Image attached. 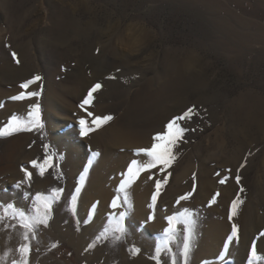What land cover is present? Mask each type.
Here are the masks:
<instances>
[{
  "label": "bare ground",
  "instance_id": "obj_1",
  "mask_svg": "<svg viewBox=\"0 0 264 264\" xmlns=\"http://www.w3.org/2000/svg\"><path fill=\"white\" fill-rule=\"evenodd\" d=\"M96 1L108 7L113 6L114 8L112 9L119 12L120 16L124 18V14H127L126 12L124 13L125 10L127 11L128 9H131L133 7L142 5L146 1L151 2L155 0H96ZM162 1L163 2H167V1H170V2L171 1H185V2L186 1H190V2L197 1L199 2L201 1L205 5L206 11H207V15L200 14L201 21L208 22V24L210 23L211 25V27H208L209 25L202 27L204 36H203V40L200 39V42L202 43L203 48L207 49L206 46H208V44L214 43L219 49L218 51L220 55L225 57L226 60L227 59L229 60V63L233 71L236 72L240 78L242 77L243 75L242 68L248 64L247 62L248 56L250 55L252 51L253 43H264V27L262 26V24H259L256 21L255 22L246 21L245 19H243V16L239 14L238 15L235 14L234 16L233 12L227 8L222 7L218 0H162ZM256 2H258L261 6L264 7L263 0L256 1ZM116 6H118L119 8H116ZM179 6H182V5H179ZM80 7H82V9L85 10V12L87 13V17H89V21L84 23L85 26H83V23H81L78 19H76V17H74L73 13H70L67 11L60 12L59 14L57 12L58 15L53 16L52 18L53 24H52V27H50L49 33L52 35L55 41L51 43V47L49 49L48 48L46 49L49 50L48 52L49 56L52 57L50 58L51 60L49 62V70L47 71V73L49 74L50 79L53 81V85L50 84V88L48 90V93L45 96V101H43V103L47 104L49 107L56 106L57 109L72 111V112H75L76 115L80 117L81 115L83 116L84 113L82 112L80 108L77 109L76 107H74L73 105H71L70 103L66 101V98H75V97H80L82 101V99L86 96L88 89L92 86L90 85V82L88 81L89 80L88 76L84 72V70H77L76 72L73 69L72 63L74 60H73V56L70 54L72 52V45L70 44L71 40L76 34L82 35L83 37L84 36L89 37L86 44L83 45L80 50L83 58L90 59L95 56H100V54L97 53V49H96L98 45H100L102 49L106 48L102 52L101 58L103 57V60H99L98 65H96L94 69L92 68L94 72L93 74L94 75L95 73L99 74V72L103 71L105 68V70H110L113 76H115L116 78L106 80L107 86L104 84L102 90L99 93L95 94L96 98L90 110L93 111L95 115L103 116V115L111 114V111H113V109H117L121 103L115 104L114 106H109L108 104L105 105V103H108L109 101L115 98H119V97L121 98L124 96L123 95L124 90L121 89V81L124 79L128 81L127 79H131L134 76L135 78L134 80L136 82V77H138L139 81L140 79L143 81V82L141 81V87L133 95L130 101L128 112L125 113L123 116H120L119 118L114 119L105 128L95 133L90 134L88 137H85L84 140L79 139L77 132H69L66 135H68V138L70 135V138L72 137L73 139L75 140L78 139L79 141H82V142L86 141L90 143L91 145L92 144L99 145L103 149L102 153L105 158L109 155V153H112V156L118 159L115 161L117 167H121L125 165L128 166L132 159L137 158L135 156V150L137 148L150 147L151 143L153 142L152 137L156 133L162 131L165 128L167 122L171 118H173L176 115L181 114L183 111H185L189 107V103L191 100L190 97L193 96L197 98L195 103L200 104V107L206 102H215L213 97L209 99L206 97V91H207L206 89L208 88L209 84L206 79L207 78L206 73L204 74L200 73V71L202 72V70L205 71L206 68L209 70V66L203 63L201 60H199L198 57H195L193 55H189L187 58L183 59V58H177L176 56H171L172 52L171 53L165 52L164 60H163L164 63L162 64V69H161L162 75H160L159 78L157 77L158 79L156 77L155 78L146 77L147 74L145 75V72L142 70H136V71L132 70L128 72L127 69L131 65H129V61L128 62L125 61V59L123 58L124 54L119 49L120 45H123L122 39L124 40V43L126 41L128 43L129 42L134 43L133 39H135V37L138 38L139 41L152 39L153 36L151 34V31H149L146 28L147 30L145 29L146 30L145 34L141 38H139L140 36H137L136 33H135V36H131V35L124 36L125 33L121 32L122 26L116 22L108 25V28L110 30L106 29L105 31H102V30L95 31L94 27H97L96 25L98 24V21L97 19L89 15L92 11L91 4L87 1L80 0ZM196 14L197 16H199V12L196 11ZM53 15H56V12ZM230 15H233L236 22L240 26H242L244 29L250 30L252 27H257L258 30L255 32L238 31L233 25L232 21L230 20L229 18ZM34 32L32 31V33ZM93 37L94 38L96 37V39L93 40ZM17 50H18V47H17ZM20 50H18L17 52H19ZM37 50H38V47H37ZM40 50L38 51L40 53L46 52V50L44 51L42 47L40 48ZM4 51H5L4 49L1 50V53L4 54ZM108 54L114 55L116 59L112 61L108 60L109 58ZM17 57L20 61L19 64H17L14 60L11 64L6 65L5 63H3L5 59L2 60V56L0 54V73L5 74L6 77L10 79L11 83H14V85H17L18 87H20L19 83H24L27 80L32 79L35 75H39L38 71L40 67L39 65H37L36 62H31L30 59L27 60V58H25L24 54L21 52H19V55H17ZM257 59H260L263 61V59L260 56H258ZM62 69H67V71H64ZM197 69L198 70L200 69V70L196 72ZM65 80L67 81L66 82L67 84L71 83L72 85L75 84V86L63 85L62 81L65 82ZM39 83L41 82L31 85L27 90L22 89L20 87L14 90V93H12L10 97L18 95L21 92H25V91H28V92L39 91L40 90ZM10 97L7 96L6 100L1 99L0 101V105H2V107H0V122L3 119L5 120L10 119V117L13 114L26 115L31 104L37 102V98H33L32 100H24V101H13L10 99ZM41 100L42 99L40 96L38 99V102L40 103ZM168 102L172 103L173 106L168 107L169 105V104L167 105ZM43 103H42V106L44 107L45 105ZM99 103H101L102 106L97 107ZM95 107H97V109L94 111ZM179 109L181 110L180 113L177 112V110ZM214 112L215 111H213V113H210L211 114L210 117L212 119H216V113ZM45 113H46L45 116L47 118L48 117L52 119L55 118V116L52 114L50 110H47ZM228 117L230 118V121H231L230 130H231V135L233 137V143H234L233 151L229 152L231 153L230 156H228V150H226L227 147H225L226 142H223L224 140L219 141L218 139H216V141H214L215 140L214 138V140L209 146H211V149L219 150L221 152V155L224 156L223 158L224 160H222L224 161V166L225 167L230 166L232 169V173H231L232 181H228L225 184H218L217 183L218 178L215 177L214 175V173L216 172V169L208 166L207 158L204 157L205 155L204 156H202V154L199 156L196 155L197 156L196 158L199 164L198 166H195L194 164L195 159L192 158L193 156L191 157L189 155V153L192 150L188 153L187 152L188 146L186 145L184 148L182 147L180 148V151L178 152L179 157H178L177 162L175 163V166L178 168V170H181V176L184 177L187 181L182 182L185 180L184 178H183L184 180L177 179L176 186H173L172 188H170L168 192L166 191L167 192L166 194L171 196L175 192H178V191H180V193H183V194H186V192L191 191L193 187V184H192L193 179L191 178V175L193 173H196V180H195L196 191L192 196L193 197L191 199L192 201L191 200L182 201L181 206L193 208L198 211L199 216H198V228H197L198 237L197 238L200 244L199 250L202 249L201 254L203 256H206L208 258H214L219 254V251L222 249L223 244L226 240V237L231 232L232 222H230L227 218V214H229L228 208L231 202L234 200V198H236L235 193L238 192V194L241 196V198L245 202V206L242 209L241 215L239 214L238 217L235 219V222L240 225L241 240H240L239 245L234 244L230 248L229 259L232 261V264H248V259L250 256V248L253 243L257 245L258 253L261 255H264V237L259 236V233L261 231H264V214L263 215L259 214V210H261L259 208L261 207H259L260 205L257 206V203H256L257 201L256 197L259 199V201L262 202V204L264 203V179L263 181L259 183L257 182L255 183L257 184L255 186L256 191L254 192L252 191L254 195H249L251 193L247 194V192L251 189V185L247 183V179H246L248 173L252 169L253 159L257 156L256 152L259 146V143L257 142L260 140L261 137L264 138V92H260L259 88L256 87V89L248 93H244L240 95L239 98L236 100L234 107L229 110ZM193 119H195V116L193 117ZM193 119H192L193 121L192 123H195V121L197 120L194 121ZM190 125L191 123L187 124L186 127L195 128L194 124H192L193 126H190ZM52 134L54 135V138L56 137V139L61 142V139H62L61 136H59V134L55 135L54 129H53ZM192 134L193 132L190 131L191 136ZM23 136L27 137L30 135H23ZM16 137L18 139H16ZM16 137H15L16 140L14 139L12 142L10 141L5 142L0 151V164L6 163V162L8 163L11 160L14 161L13 165H11L15 169V170L13 169L14 172L12 174L13 181L16 178L23 180L24 173L21 171V166H20L21 164L18 163L17 160L19 159L21 160L22 156L26 155L28 151L27 143H26L27 140L19 139V137H21V134ZM29 138H32V136ZM199 147H197L198 152L200 150ZM69 148H68L67 154H68L69 162L71 163V168H72V171H70V173L75 174V171L78 168H80L83 162V158L85 156L83 157L82 153H79L78 151H75ZM205 149L206 148L204 147V150ZM219 153H217V155L214 153H210L209 158L212 161V162L210 161L211 164L213 163V161L218 162V160H220L218 156ZM106 159L109 160L108 158ZM183 159H186V162H185L186 164L182 162ZM245 159L247 160V163H246V166L242 168V171L240 174L241 176L240 184H237L235 181L237 169H239L240 165L245 162ZM108 165H109L108 163L103 164V169L106 173L105 177L103 175L101 176L99 175L100 177L97 176V178L96 179L94 178L95 180L93 179L92 182L89 181L90 183L85 189L83 198L81 199L83 209H87V207L85 206L88 204V201L93 200L95 193L97 192V189H99V187L102 186L106 181H107V184H105V186L107 185L106 188L109 191V193H108V196L103 197V198L105 200H108L109 198H111V196L113 197V193H112L113 184H110L111 182H109L111 171H108ZM217 166L216 168H218ZM5 167L7 168V166ZM3 170L4 168L0 169V172L1 173L5 172L6 169L4 171ZM9 175H11V173ZM142 177L139 181H137L133 185V189L131 190V192L133 194V197L134 195L138 196V201H139L138 206L140 207V219H145L147 217L145 215V212L141 210L142 208L141 205L144 204L145 201L151 199V196L153 194L152 187L155 185V183L154 181L152 182L151 180H149V178H147V176L145 175ZM33 181H35L34 190L36 192L42 191L44 184L39 182L40 180H38V178L34 176H33ZM12 184L15 185L16 183L14 184L12 182L10 185L13 188V190H11L8 193H3L2 188H4V185L6 184L5 182L1 183V180H0V202H4V203L14 202L21 208H24L27 211H29L30 206L28 205L25 198L23 197V194H19L17 192V189H14ZM51 184L52 183H50V185ZM216 186H222V190L219 191L221 193L218 196L220 198L218 199V197H216V199H218L217 200L218 209L214 207L211 210L206 211L205 208H202V207L205 204H207L209 198L210 199L213 198V196L216 194V192L214 191ZM241 187L245 189V191L242 193L240 192ZM22 190L24 189L22 188ZM105 194H103V196H105ZM90 204H93V203H90ZM171 204H173L171 206L173 208H169L170 207L169 206L167 210L171 211L172 209L173 210L178 209L179 206H176L177 205L176 202L175 203L171 202ZM219 207L220 209L223 208L222 212L224 214H222L219 211ZM61 208L63 207L61 206ZM61 208H60V211H61ZM157 208L158 207H156L155 215L157 216V219H158L159 209ZM99 216L101 217V215ZM99 216L97 218H100ZM97 218L95 219V223L97 222L96 220H98ZM161 222L162 221L157 220L156 222L157 226L159 224L161 225ZM0 223H1L0 224V258H3L2 261H0V264H11V261L13 259L19 258V253L17 249L19 248L20 244L23 243V240H22L23 230L19 227V225H16L17 227L16 226L12 227V225L16 223L15 221L11 222L8 219H5L4 221ZM69 223H71V221ZM90 233L91 232H89V234ZM59 238L62 239L64 242L72 245L75 248L76 252H78L79 254L83 253L84 251L88 249L87 243L89 241L87 239L86 233H79V234L74 233V231L70 229V226L65 224V216L54 214L52 215V218L50 219L48 226L47 227L42 226L38 230L36 238L32 239L31 241V244L37 247L38 254L35 258H33V260L30 259V264H57L56 260H54L51 256L49 255L44 256L43 253H45L44 251L46 249L47 243H51L53 240L56 241ZM102 258L107 259L108 256L107 257L103 256ZM193 258L194 257L191 255L190 264L197 263V262L196 263L194 262ZM140 261H142L140 262V264H150L147 260H144V261L140 260ZM123 264H131V263L130 261H126Z\"/></svg>",
  "mask_w": 264,
  "mask_h": 264
},
{
  "label": "rangeland",
  "instance_id": "obj_2",
  "mask_svg": "<svg viewBox=\"0 0 264 264\" xmlns=\"http://www.w3.org/2000/svg\"><path fill=\"white\" fill-rule=\"evenodd\" d=\"M84 1H87L91 4L92 11L89 15L97 19L98 21V24L96 25L97 27H94L95 31H100V30L105 31L106 29L110 30L108 28V25L114 22L119 23L122 26L121 32L125 33L124 36H127V35L135 36V33H136V35L140 36L139 38H141L145 34V31L147 29L151 31V34L153 36L152 39L139 41V39L135 37V39H133L134 43L131 42L132 44L130 42L129 44L127 41L124 43V40L122 39L123 45H120L119 49L124 54L123 58L125 59V61L127 62L129 61V65H131L127 69L128 72L132 70L133 71L142 70L145 72V75L147 74L146 77L148 78H152V77L159 78L160 75H162L161 69H162V64L164 63L163 60H164L165 52H170V53L172 52L171 56H176L177 58H183V59L187 58L189 55H193L195 57H198L199 60H201L203 63L209 66V70L206 68L205 71L202 70V72L200 71V73L202 74L206 73V77H207L206 79L209 84L208 88L206 89L207 90L206 97L208 99L213 97L215 102H206L200 107V104L195 103L197 98L193 96L190 97L191 100L189 103V107L195 105L198 110L201 108L200 109L201 111L199 110L200 114L198 116H195V119H193L194 121L197 120L195 121L196 125L195 123H192L193 121L190 122L191 123L190 126H193L192 124H194L195 128H197L198 131L193 132L192 136L190 135V131L187 132L185 135V142H182L175 151L178 153L181 147L184 148L187 145L188 146L187 152L189 153L192 150L189 153V155L191 157L193 156L192 158L195 159V162H194L195 166H198L199 164L196 157L201 154L202 156L205 155L204 157L207 158L208 166L216 169V172L214 173V175L215 177L218 178V182H217L218 184H220L219 180L222 179L224 176L229 177L226 183L228 181H232V178H231L232 169L230 166L228 167L224 166V161H222L224 160L223 159L224 156L221 155V152L219 150L211 149V146L209 145L212 143L214 138H215L214 141H216V139H218L219 141L224 140L223 142H226L225 147H227L226 150H228V156H230L231 154L229 152L233 151L234 143H233V137L231 135V130H230L231 121H230V118L228 117L229 110L234 107L235 102L239 98L240 95L244 93H248L256 89V87L259 88L260 92H264V43H253L252 51L250 55L248 56V61H247L248 64L242 68L243 75L240 78L238 74L234 72L233 69L231 68L229 60L228 59L226 60L225 57L220 55L218 51L219 49L214 43L212 44L210 43L208 44V46L205 45L207 49L203 48L202 43L200 42V39L203 40V36H204L202 27L208 26V25H209L208 27H211V25L210 23L208 24V22L201 21L200 14L207 15L206 7L201 1L199 2L197 1L195 2H190V1L163 2L162 0H155L151 2L146 1L143 3L144 5L142 4L137 7L128 9L127 11L125 10L124 13L126 12L127 14L123 13L124 18L120 16L119 12L112 9L114 8L113 6L108 7V6L102 5L96 0H84ZM218 1L222 7L227 8L230 11H232L234 16L235 14L236 15L239 14L243 16V19H245L246 21H249V22L256 21L259 24H262V26L264 27V7L261 6L258 2H256L260 0H218ZM179 5H182V6H179ZM116 8H119V7L116 6ZM63 11L73 13L74 17H76V19H78L81 23H83V26H85L84 24L85 22L89 21V17H87V13L85 12L84 9H82V7H80V0H0V54L2 56V60L5 59L3 63H5L6 65L11 64L14 61L11 53L15 52L17 55H19V52H21L24 54L27 60L30 59L31 62H36L37 65H39L40 68H39L38 74L43 78L40 81L41 83H39V85L41 84L43 85V92L41 95L42 100L40 102V105L42 108V119L43 121H45L44 122L45 128H44L43 134L40 132L33 131L29 133L28 132L17 133L7 138H0V151L5 142H9V141L12 142L15 139V137L20 134H21V137H19V139L27 140L26 141L27 150H28L27 154L23 155L21 160L20 159L17 160L18 163L21 164L20 165L21 167L22 166L27 167L30 171H32L33 176L38 178V180H40L39 182L44 184V187L42 188L43 190L37 191V192H43L47 194L53 187H63L65 189L64 198L53 206V215L56 214L60 216H65V224L70 226V229H72L74 233H78V234L86 233L87 239L89 241L87 243L88 244L87 247H88L89 244H91L95 240L96 236L99 234L100 231H102L103 227L106 225L108 214L113 211L110 206L111 205L110 201H112V199H114L115 197L116 190L122 178L121 173L126 172L127 166L126 165L121 166L122 168L117 167L115 161L118 159L112 156V153H109V155L106 157L109 159L107 160L103 156L102 147L99 145H93V144L91 145L90 143L86 141L82 142V141H79L78 139L75 140L72 137L71 139L70 135L68 138V135H66L67 133L69 132L78 133L77 121L80 116L76 115L75 112L67 111V110H60V109H57L56 106L49 107L47 104L43 103V101H45V96L48 93V90L50 88V84L53 85V81L50 79V76L47 73V71L49 70V62L51 60L50 58H52L51 56H49L48 49L51 47V43L55 41V39L49 33V30L53 24L52 23L53 16H57L60 12H63ZM196 11L199 12V16H197ZM55 12H56V15H53L55 14ZM233 15H230L229 18L238 31L255 32L258 30L257 27H252L250 30L244 29L242 26H240L236 22ZM32 31L33 32L35 31V32L32 33ZM88 39H89L88 36L83 37L82 35L76 34L71 40L70 44L72 45V52L70 54L73 56V60H74L72 63L73 69L76 72L77 70H84V72L88 76V79H89L88 81L90 82V85H93L96 82H100L102 83V85L104 84L106 85V80H109L108 77L111 75L113 76L110 70H105L104 68V70L99 72V74L97 73H95V75L93 74L94 73L93 69L96 67V65H98V61L103 60V57L101 58V56H102L103 50L106 48L102 49L101 46L98 45L96 49H99L100 56H95L90 59L83 58L80 50L82 46L86 44ZM94 39H96V37L95 38L93 37V40ZM26 45H28L29 47ZM17 47H18V50L21 49L19 52H17L18 51ZM37 47H38V50H37ZM41 47L43 48L44 51L46 50L45 53H40ZM3 49L5 50L4 54L1 53V50ZM39 50L40 52H38ZM108 55H109L108 60L112 61L116 59L114 55L112 54H108ZM258 56H260L263 59V61L260 59H257ZM199 70L197 69L196 72H198ZM132 78L131 79L133 81L131 79H127L128 81H126V79L121 81V89L124 90L123 97L115 98L109 101L108 103H105V105L108 104L109 106H114L115 104L121 103L117 109H113V111H111V114L114 116V119H117L120 116H123L125 113L128 112L130 101L133 95L141 87L142 80L140 79L139 81L138 77H136V82H135L134 76ZM66 82H67L66 80L65 82L62 81V84L65 86L66 85L75 86V84L74 85H72L71 83L67 84ZM21 84L22 83H19V86ZM18 88L20 87H18L17 85H14V83H11L10 79L6 77L5 74L0 73V101L1 99L6 100L7 96L10 97V95L14 93V90ZM66 101L70 103L71 105H73L74 107H76L77 109H79L78 105L81 103V98L80 97L66 98ZM42 103L45 105L44 107L42 106ZM171 104L172 103L168 102L167 103L168 107L173 106V104L172 105ZM98 106H102V104L99 103L97 107ZM97 107L94 108V111L97 109ZM47 110H50L52 114L55 116V118L53 119L49 117L47 118L45 116L46 115L45 112ZM213 111H215L214 113H216V119H212L210 117L211 116L210 113H213ZM177 112L180 113L181 110L179 109L177 110ZM199 119L201 120V122ZM3 120H1L0 122V127L6 124L9 119L8 120L3 119ZM53 129L55 130V135L59 134V136H61V138L63 139V140L61 139V142L58 141L56 137L54 138V135L52 134ZM199 129H203V131H199ZM23 135H30V136H27L28 137L27 138L26 136H23ZM31 136L32 138H29ZM16 139L18 138L16 137ZM79 139L84 140V138H80V137ZM45 143H50L58 154L64 155L63 161H59V160L56 161L59 168L63 172L62 179H57L56 174L53 170H49L48 172H46L44 177H40L36 170L31 169L30 162L33 159H39V160L43 159V156H44L43 145ZM257 143H259V146L256 152L257 156L253 159L252 169L250 170V172L248 173L246 177L247 183L251 185V189L249 190L250 192L249 191L247 192V194L251 193L249 195H254L253 192L256 191L255 186L257 185L255 183L256 182L259 183L263 181L264 179L263 178L264 177V138L261 137ZM89 146L91 147L92 151H99L100 156L94 161L91 169L89 170V175H88V178L85 184L86 187H84V189L81 192V196L78 201V208L79 207L80 208L77 209V216L79 218V224H77V217H73L71 212L68 209V199L70 197V193L74 191V188L78 183V178H79L80 173L83 171V168L87 166V161L91 158ZM206 146L207 147L209 146L208 147L209 149ZM197 147L200 148L199 152L197 151ZM204 147L206 148L205 150H204ZM68 148L78 151L79 153H82L83 157L85 156L83 158V162L80 168H78L75 171V174L70 173V171H72V168H71V163L69 162V158L67 154ZM210 153H214L216 155L217 153H219L218 156L220 160H218V162L215 161L216 163L213 161V163L211 164L212 161L209 158ZM11 161H9L8 163L6 162V163L0 164V169H3V168L4 170L6 169L5 172H2V173L0 172L1 173L0 174L1 183L5 182L6 184L4 185V188H2L3 193H8L11 190H13V188L10 186L12 182L15 184L17 183L18 180L21 181V179H18V178L14 179L13 181L12 174L15 169L13 168V166H11L13 165L14 161L12 162ZM182 162L186 164L185 163L186 159H183ZM104 163L109 164L108 171H111L109 182H111L110 184H113L112 185L113 197L111 196V198H109L108 200H105L103 198V197L108 196V193H109V191L106 188L107 185L105 186V184H107V181H106L103 184L104 186L102 185L99 187L100 190L97 189V192H96L97 194L95 193L93 200L88 201V204L85 206L87 207V209H83L81 199L83 198L85 189L87 188L88 184L92 182L94 178L96 179L97 176L98 177H100L101 175H103L104 177L106 176V173L103 169ZM5 166H7V168ZM216 166L218 168H216ZM229 169L231 170L230 172L228 171ZM117 170H119L120 172ZM239 170H240L239 171V175H240L242 169L239 167ZM169 171L172 172V175L171 177L168 178L169 183L162 190V193L160 196L161 198L160 197L158 198V202L156 206L158 207L157 209H159L158 219H157V216L155 215V219L153 221L148 220V217L153 214L152 212L153 210L149 207V204L151 203V199L145 201L144 204L141 205L142 207L141 210L145 212V215L147 218L140 219V207L138 206L139 205L138 196L134 195L133 197V194L131 192V190L133 189V186H132V188L129 190V193L132 199L133 208L129 215L128 220L126 221V224L129 229V235L126 237L125 240L119 243L114 242L111 239L106 242H97V246L94 249L88 248L86 251L79 254L78 252H76L75 248L72 245L64 242L62 239L59 238L56 241L53 240L51 243L46 244V249L44 251L45 253H43L44 256L45 255L51 256L54 260H56L57 264H89V263L90 264H120V263L123 264L126 261H130L131 264L132 263L140 264V262H142L140 260H143V261L147 260L150 264H154L155 261L151 257L154 255L155 245L158 243L160 234L162 233L163 229L167 227V221L165 217L177 211V210L172 209L171 210L172 212H171L170 210H167V209L169 206H170L169 208H173L171 207L173 205L171 204V202L175 203L176 200L183 194V193H180V191L175 192L171 196L166 194L170 188H172L173 186H176L177 179L184 178L181 176V170H178V168L175 165ZM154 172H155L154 179H149V180H151L152 182L154 181L155 183V179H161L163 177L157 170H154ZM217 172L220 173L219 176L216 174ZM10 173L11 175H9ZM144 175L147 176L148 178L149 174L143 173L137 181H139L141 177ZM192 175H191V178H192ZM186 181L187 180L185 179L182 182H186ZM50 183L52 184L50 185ZM192 184H196V182L193 181ZM34 187H35V181H33L32 179L31 187H28L25 184L22 186V188L24 189L22 191H27L31 193L32 197H34L35 193H37L34 190ZM152 188H153V193H154L155 185ZM221 190H222V186H216L214 191L217 193ZM22 191L17 190L19 194H22ZM102 192L103 194L106 193L107 195L105 194V196H103ZM164 194L167 196H165ZM237 194L238 192L235 193V196H237ZM219 198L220 197H218V199ZM211 199L209 198L207 204H205L202 207V208H205L206 211H209L214 207L218 209V201L216 202V204L212 205L209 208L208 205ZM25 200L30 206L29 208L30 210L28 212L31 213V198L25 199ZM256 200H257L256 201L257 206L260 205L259 207H261L259 208L261 209L259 210V214L263 215L264 214L263 212L264 203L262 204V202L259 201L257 197H256ZM101 201H103L104 203ZM97 202H98V205H97L96 215L92 217L91 220L89 221L88 213L90 211V208L93 204H97ZM90 203H93V204H90ZM61 206L64 209L61 208ZM180 206L181 205H179V207ZM230 206L228 208V213L230 212ZM244 206H245V202L240 208V211H239L240 215H241V212ZM124 207H121L117 211H123ZM60 208L62 212L60 211ZM219 211L222 214H224L222 212L223 208L220 209L219 207ZM97 215L98 216L101 215V217L99 216L100 218H97L98 217ZM228 215L229 214H227V218H228ZM96 218L98 220H96L97 222L95 223ZM157 220L162 221L161 225L159 224L157 226L156 224ZM70 221L71 223H69ZM89 232L91 233L89 234ZM197 237L198 235H196V238L194 240V247L191 253V255L195 258V259L193 258L194 262L195 263L197 262L196 264L198 263L205 264V262L207 261L208 264H212V263L219 264V254L222 252V249L219 251V254L214 258H208L206 256H203L201 254L202 249L199 250L200 244L198 242ZM53 244H57L58 246L53 248L52 247ZM132 247L140 248L141 249L140 254L133 256L130 252V249ZM31 248H32V251L30 254V259L33 260V258H35L38 254V249L36 246L32 244H31ZM103 256H106V257L108 256L107 258L108 260L106 258H105L106 260L103 259L102 258ZM163 259L167 260L168 258L165 256L163 257ZM181 264H182V261H181ZM231 264H232V261H231Z\"/></svg>",
  "mask_w": 264,
  "mask_h": 264
},
{
  "label": "snow or ice",
  "instance_id": "obj_3",
  "mask_svg": "<svg viewBox=\"0 0 264 264\" xmlns=\"http://www.w3.org/2000/svg\"><path fill=\"white\" fill-rule=\"evenodd\" d=\"M10 47V46H9ZM99 53V49H97ZM12 58L17 64L20 63L17 54L11 53ZM67 71V69H62ZM119 71V69H118ZM109 79H115V76L108 77ZM43 78L40 75H35L32 79L22 83L20 87L27 90L31 85L37 84ZM103 88L102 83H94L87 91L86 96L82 99L79 104V108L84 113L83 116L78 118V136L80 138L88 137L90 134L95 133L107 125L113 120L114 116L108 115H95L91 111V107L94 104L97 93ZM43 85H40L39 91H25L18 95L10 97L13 101H24L32 100L37 98V102L32 103L26 115L13 114L10 119L0 127V138L11 137L21 132H40L43 134L45 124L42 119V108L38 102L39 97L42 95ZM2 107V105H0ZM199 115V110L195 105L188 107L181 114L171 118L165 128L156 133L152 137V143L150 147L137 148L135 150V156L127 166L126 172L121 173V181L116 190V195L111 201L112 212L107 216V223L103 227L102 231L96 236L95 240L89 244V249H94L97 246V242H106L110 239L114 242H121L126 239L129 235V229L126 221L133 208L132 199L129 190L137 182L143 173H148L149 179H154V170H157L163 178L155 179V191L151 196V203L149 207L153 210V214L148 217V220L155 219V210L158 202V198L161 196L162 190L169 183V177L172 172L169 171L173 168L178 160V153L175 151L182 142H185V135L187 132H196L197 128L186 127L194 116ZM203 131V129H199ZM44 156L42 160L33 159L30 162L31 169L38 172L40 177H44L46 172L53 170L56 174L57 179L63 178V172L56 163L57 160L63 161L64 155L58 154L50 143L43 145ZM91 158L87 161V166L83 168L78 178V183L74 188V191L70 193L68 199V209L73 217H77V224H79V218L77 216L78 201L81 196V192L85 187L89 170L91 169L94 161L100 156L99 151H92L89 146ZM247 160L240 165V168L246 166ZM21 171L24 173V179L18 181L13 187L17 190L22 191V186L27 185L31 187L33 179V172L27 167H21ZM231 171L230 169L228 170ZM239 169L235 176V181L240 184L241 176L239 175ZM218 176L219 172L216 173ZM228 176H224L220 179V184H225L228 180ZM193 181L196 180V175H192ZM6 191V190H5ZM63 187H53L47 194L43 192L35 193L34 197L27 191H22L25 199L31 198V213L26 209L21 208L14 202H0V222L5 219L15 221L12 225L15 227L19 225L22 231L23 243L20 244L17 249L19 253L18 259H13L11 264H30V254L32 251L31 241L36 238L38 230L43 226L47 227L50 219L53 215V206L60 202L64 198ZM196 191V186L193 184L192 190L184 195H181L177 200L176 204L181 205L182 201H189ZM243 187L240 188V192H244ZM220 195L217 192L209 202V207L216 204V197ZM244 200L239 194L232 201L230 206V212L228 220L231 223V232L226 237V240L222 247V252L219 254V264H231L228 259L230 256V248L235 244L239 245L241 240L240 225L235 222V219L239 215L241 206ZM97 204H93L88 213L89 221L96 215ZM126 206V207H124ZM121 207H124L123 211H117ZM198 216L197 210L189 207H178L171 215L165 217L167 221V227L163 229L159 236L158 243L155 245L154 255L151 257L155 264H190V256L194 247V240L197 235L198 228ZM260 237H264V231L259 233ZM57 244H53L52 247H57ZM141 249L138 247H132L130 252L133 256L139 255ZM167 257L164 260L163 257ZM3 258H0L2 261ZM205 264H208L206 261ZM248 264H264V255L258 253L257 245L253 243L250 248V256Z\"/></svg>",
  "mask_w": 264,
  "mask_h": 264
}]
</instances>
